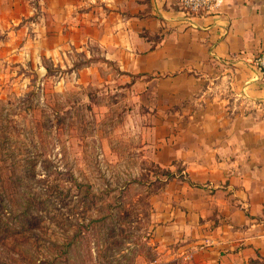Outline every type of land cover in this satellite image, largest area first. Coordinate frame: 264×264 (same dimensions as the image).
Here are the masks:
<instances>
[{
  "label": "crops",
  "instance_id": "crops-1",
  "mask_svg": "<svg viewBox=\"0 0 264 264\" xmlns=\"http://www.w3.org/2000/svg\"><path fill=\"white\" fill-rule=\"evenodd\" d=\"M38 3L33 38L25 25L1 39L0 77L13 59L41 69L42 59L71 67L80 55V77L114 66L133 78L137 113L153 114L151 160L176 174L159 208L179 236L155 238L149 264H264V80L255 63L264 0H218L200 14L180 0ZM31 14L25 0H0V27Z\"/></svg>",
  "mask_w": 264,
  "mask_h": 264
},
{
  "label": "rangeland",
  "instance_id": "rangeland-1",
  "mask_svg": "<svg viewBox=\"0 0 264 264\" xmlns=\"http://www.w3.org/2000/svg\"><path fill=\"white\" fill-rule=\"evenodd\" d=\"M25 4L32 14L0 27V43L25 25L33 38L40 6ZM17 59L0 77V264H149L155 238L179 235L159 208L164 168L133 78L114 66L80 77V55L41 69Z\"/></svg>",
  "mask_w": 264,
  "mask_h": 264
},
{
  "label": "built area",
  "instance_id": "built-area-1",
  "mask_svg": "<svg viewBox=\"0 0 264 264\" xmlns=\"http://www.w3.org/2000/svg\"><path fill=\"white\" fill-rule=\"evenodd\" d=\"M181 8L190 14L208 13L218 7V0H180ZM261 76L264 80V49L255 57Z\"/></svg>",
  "mask_w": 264,
  "mask_h": 264
},
{
  "label": "trees",
  "instance_id": "trees-1",
  "mask_svg": "<svg viewBox=\"0 0 264 264\" xmlns=\"http://www.w3.org/2000/svg\"><path fill=\"white\" fill-rule=\"evenodd\" d=\"M163 169V168H162ZM163 174L165 175V179L164 180H170L174 177H176V174L171 172L170 170L168 169H163Z\"/></svg>",
  "mask_w": 264,
  "mask_h": 264
}]
</instances>
